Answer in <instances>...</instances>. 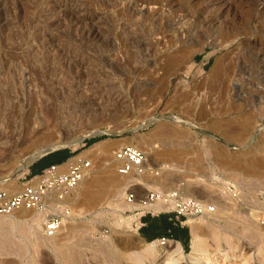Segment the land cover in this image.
Wrapping results in <instances>:
<instances>
[{"label":"rangeland","instance_id":"obj_1","mask_svg":"<svg viewBox=\"0 0 264 264\" xmlns=\"http://www.w3.org/2000/svg\"><path fill=\"white\" fill-rule=\"evenodd\" d=\"M80 1V13L69 8L56 15L36 6L37 0H0V186L12 180L20 191L32 168L18 169L38 144L68 142L64 133L70 129L59 126L65 103L56 100L55 81L64 86L62 98L73 91L84 96L83 87L91 86L105 97H125L127 105L119 120L103 127L105 134L69 149L85 156L101 142L112 145L102 158L91 159L100 169L112 149L132 141L146 152V167L155 169L138 179L121 175L123 184L110 198L98 199L103 186L93 188L95 202H77L70 192L73 216L52 237L32 211L0 216V264H164L167 246L141 237L136 205L124 200L130 182L140 183L135 188L141 192L181 184L186 195L194 190L216 206L214 214L188 222L191 240L176 256L179 264H194L192 257L218 249L235 256L233 263L264 264V16L256 12L264 0H216L206 13L200 11L205 0H169L172 6L168 0L150 6L144 2L152 0ZM229 2L237 9L226 11ZM135 4L139 15L130 10ZM216 15L209 25L206 19ZM218 61L223 75L214 78ZM248 158L260 165L240 168ZM228 182L240 201L224 191Z\"/></svg>","mask_w":264,"mask_h":264},{"label":"built area","instance_id":"obj_2","mask_svg":"<svg viewBox=\"0 0 264 264\" xmlns=\"http://www.w3.org/2000/svg\"><path fill=\"white\" fill-rule=\"evenodd\" d=\"M111 166L122 175L128 173L144 174L147 154L141 148L125 144L111 150ZM94 167L93 160L75 154L62 163L44 168L40 173L25 178L23 188L11 192L0 188V216H9L20 210L34 212L43 226V233L52 237L62 228L64 222L73 216L68 203V195L74 190ZM130 182L124 200L128 205H136L134 216L172 213L180 223L193 218L212 215L214 204L206 203L182 192L179 188L152 189L144 192L131 186ZM224 191L234 201H240V193L233 183L224 184ZM154 205L155 208L150 207ZM160 246H169L174 240L162 236L154 240Z\"/></svg>","mask_w":264,"mask_h":264},{"label":"bare ground","instance_id":"obj_3","mask_svg":"<svg viewBox=\"0 0 264 264\" xmlns=\"http://www.w3.org/2000/svg\"><path fill=\"white\" fill-rule=\"evenodd\" d=\"M36 1V0H35ZM107 1V0H106ZM109 2H111L110 0H108ZM131 1V0H129ZM169 1V0H168ZM216 0H205L203 3H202V7L200 8V11L202 12H205L207 10H209L210 8V5L215 2ZM232 1V0H231ZM230 1V2H231ZM37 2H39V5H36V6H42L41 8L44 9L45 11H48L49 13L50 12H54L55 10H57V13L61 12V10H67L70 8L69 11H80V10H85V9H82L81 8V5L83 6V2L81 3L80 1V4L78 3L79 0H37ZM136 2V1H135ZM144 2V0H143ZM175 1H173V4H174ZM228 3V5L225 7V10L226 11H232L233 9H235V7H237V3ZM256 2V1H255ZM14 3V1H13ZM36 3V2H35ZM107 3V2H105ZM104 3V4H105ZM117 3V2H116ZM130 3V2H129ZM127 3V5L129 4ZM140 3V2H139ZM146 5L150 6L149 4H153V3H157L160 5V2L157 0V1H145L144 2ZM170 5L172 6V2H170ZM227 3V2H226ZM258 3V2H257ZM260 3H262L260 1ZM163 4V3H162ZM256 4V3H255ZM264 4V2H263ZM108 5V3L106 4V6ZM139 4H135L133 5L130 10L131 12L132 11H136L137 13H133V14H138V12H141V8L138 7ZM166 5V3H165ZM164 5V6H165ZM168 5V4H167ZM261 5V4H260ZM22 6V5H21ZM86 6V5H85ZM89 6V5H88ZM143 6V5H142ZM141 6V7H142ZM257 6V4H256ZM255 6V7H256ZM264 6V5H263ZM109 7V6H108ZM114 7V6H113ZM129 7V6H128ZM200 7V6H199ZM214 7V6H213ZM262 7V6H261ZM261 7H259L258 9L256 10H253V11H256L258 12V14H262L264 16V8L262 9ZM84 8V6H83ZM85 8H88L87 6ZM90 8V7H89ZM110 8V7H109ZM148 8V7H147ZM146 8V10H147ZM166 8V7H165ZM19 9V8H18ZM39 9V8H38ZM41 9V10H42ZM92 9V8H91ZM95 9V8H94ZM113 9V8H112ZM163 9V7H162ZM161 9V10H162ZM168 9V7H167ZM171 9V8H170ZM221 9V7H220ZM237 9V8H236ZM235 9V10H236ZM100 10V9H99ZM173 10V9H172ZM18 11V10H17ZM97 11V10H95ZM143 11V10H142ZM148 11V10H147ZM147 11H143V12H147ZM164 11V9H163ZM167 11V10H166ZM171 11V10H170ZM216 11V10H215ZM14 12V11H13ZM19 12V11H18ZM44 12V11H43ZM56 12V11H55ZM54 12V13H55ZM68 12V11H67ZM85 12V11H84ZM168 12V11H167ZM185 12V11H184ZM217 12V11H216ZM221 12V10H220ZM255 12V13H256ZM53 13V14H54ZM80 13V12H79ZM152 13V12H151ZM206 13V12H205ZM254 13V14H255ZM17 14V13H16ZM52 14V13H51ZM50 14V15H51ZM56 14V13H55ZM54 14V15H55ZM61 14V13H60ZM59 14V15H60ZM199 14V13H198ZM57 15V14H56ZM86 15V14H85ZM131 15V14H130ZM139 15V14H138ZM142 15V14H141ZM144 15V14H143ZM194 15V14H193ZM192 15V16H193ZM203 14H201L202 16ZM218 15V14H217ZM216 15V19H211L209 20L210 18H212L211 16H209L208 18L209 19H206V21L208 20L209 22V25L210 24H213L215 21H217V18H219V16ZM14 16V15H13ZM21 16V15H20ZM135 16V15H134ZM151 16V15H150ZM198 16V15H197ZM196 16V17H197ZM252 16V15H251ZM258 16V15H257ZM32 17V16H31ZM51 17V16H50ZM53 17V16H52ZM130 17V16H129ZM203 17V16H202ZM253 17V16H252ZM255 17V16H254ZM261 17V16H260ZM71 18V17H70ZM146 18V17H145ZM199 18V17H198ZM262 18V17H261ZM259 18V19H261ZM264 18V17H263ZM52 19V18H50ZM62 19V18H61ZM151 19V17H150ZM185 19V18H184ZM194 19V18H193ZM201 19V18H200ZM199 19V20H200ZM253 19V18H252ZM258 19V20H259ZM13 20V19H11ZM10 20V21H11ZM15 20V19H14ZM145 20V19H144ZM195 20V19H194ZM251 20V19H250ZM3 21V20H2ZM1 21V22H2ZM35 20H33V23H34ZM37 21V19H36ZM39 21V20H38ZM37 21V22H38ZM42 21V20H41ZM53 21V24L54 23H57L58 24V21H59V18L56 17V19L52 20ZM64 21V19L62 20ZM135 21V20H134ZM139 20L137 19V22ZM154 21V19H153ZM157 21V20H156ZM190 21V20H189ZM205 21V22H206ZM5 22V20H4ZM36 22V23H37ZM85 22V21H84ZM106 22V21H105ZM181 22V21H180ZM196 22V21H195ZM207 22V23H208ZM254 22V21H253ZM257 22V21H255ZM7 24V22H5ZM11 23V22H10ZM15 23V22H14ZM40 23V22H39ZM133 23V22H132ZM160 23V22H159ZM250 23V22H249ZM56 24V25H57ZM86 24V23H84ZM135 24V23H134ZM152 24V23H151ZM191 24V23H190ZM193 24V23H192ZM204 24V23H203ZM251 24V23H250ZM254 24V23H253ZM256 24V23H255ZM254 24V25H255ZM9 25V24H8ZM36 25V24H35ZM39 26V24H37ZM35 26V27H38V26ZM52 25V24H51ZM62 25V24H61ZM136 25V24H135ZM133 26L134 28L136 26ZM154 25V24H153ZM174 25V24H172ZM195 25V24H194ZM206 25V24H205ZM258 25V24H257ZM55 26V25H54ZM98 26V25H97ZM171 26V25H170ZM196 26V25H195ZM198 26V25H197ZM201 26V24H200ZM253 26V25H252ZM34 27V26H33ZM34 27V28H35ZM51 27V26H50ZM61 27V26H60ZM123 27H126L123 25ZM206 27V26H205ZM211 27V26H210ZM255 27V26H254ZM260 27V26H259ZM40 28V26H39ZM43 29V27H41ZM40 28V29H41ZM55 27H53L54 29ZM122 28V27H121ZM128 28V27H126ZM191 28V27H190ZM194 28V27H193ZM41 29V30H42ZM179 30V28H177ZM40 30V31H41ZM45 30V29H44ZM97 30V29H96ZM122 30H125L122 28ZM152 30V29H151ZM176 30V28L174 29ZM186 30V29H185ZM2 31V30H1ZM46 31V30H45ZM58 31V30H57ZM126 31V30H125ZM133 31V29L131 30ZM137 31V30H135ZM177 31V30H176ZM175 31V32H176ZM187 31V30H186ZM195 31V30H194ZM35 32H38L39 33V30L38 31H35ZM42 32H44L42 30ZM48 32V31H46ZM130 32V30H129ZM131 33V32H130ZM138 33V31L136 32ZM232 33V32H231ZM35 34V33H33ZM43 34V33H42ZM50 34V33H49ZM124 34V33H123ZM127 34V33H126ZM135 34V33H133ZM181 34V32L179 33ZM183 34V33H182ZM188 34V32H187ZM194 34V33H192ZM40 35V34H39ZM136 35V34H135ZM178 35V34H176ZM44 36V34H43ZM46 36V35H45ZM98 36V34H97ZM134 36V35H133ZM139 36V35H138ZM137 36V37H138ZM180 36V35H178ZM184 36V35H183ZM189 36V35H188ZM192 36V35H191ZM39 37V36H38ZM131 37V36H130ZM135 37V36H134ZM140 37V36H139ZM190 37V36H189ZM46 38V37H45ZM133 38V37H132ZM191 38V37H190ZM44 39V38H43ZM42 39V40H43ZM140 39V38H139ZM187 39V37H186ZM35 40V38H34ZM47 40V39H46ZM229 40V39H228ZM228 40L227 41V45H229V42ZM233 40V39H231ZM225 41V39H224ZM234 41V40H233ZM232 41V42H233ZM216 43V42H214ZM140 44V43H139ZM34 46V45H33ZM49 47V46H48ZM53 49V48H52ZM255 49V48H254ZM51 54V53H50ZM61 54V53H59ZM62 55V54H61ZM46 57V56H45ZM54 58V57H53ZM80 64V63H79ZM68 65V64H67ZM47 69H50L51 70V67L50 66H46ZM89 69V68H88ZM141 70V69H140ZM52 71V70H51ZM85 71V70H84ZM49 72V71H48ZM212 75L214 78H218V77H221V75H223V65L218 61L213 70H212ZM160 79V78H159ZM59 80V79H58ZM55 81V80H54ZM61 81L59 82H53V89H54V92L56 95V100L59 101L60 103L61 102H64L65 104H63L61 106V110L60 111V114H58V119L61 121H59V126H60V129L63 130L64 132L67 131L68 129H70V131L68 133H64L66 139L68 140L67 143L65 144H73V145H76L74 143L76 142H79L81 141L82 139H84L85 137L87 136H93V135H102L103 133L105 134L107 132V130L103 129V127H106V126H109L110 123L114 122V121H117L121 118V111L123 108H126L127 105L125 103V97L123 96H118L116 98H110V97H105V95H102L98 93H96V91L94 92L91 91V86L90 88L89 87H83L84 88V96H81L78 94L77 91H73L72 93L70 92V95H69V98L65 99L64 97L62 98V93H63V90H64V86L60 83ZM63 83V82H62ZM87 83V82H86ZM85 83V84H86ZM159 83V82H158ZM93 84V83H92ZM87 85V84H86ZM79 86V85H78ZM77 87V86H76ZM87 88H89L90 90H88ZM149 88V87H148ZM160 89V88H159ZM66 90V89H65ZM77 90V89H76ZM69 91V90H68ZM23 92V91H22ZM158 92V90H157ZM64 94V93H63ZM69 94V93H68ZM53 95V96H54ZM68 97V96H66ZM57 106V105H56ZM72 112L74 113L72 115ZM177 121H180V120H177ZM68 127V128H66ZM262 127L258 128V134L262 132ZM235 135V134H234ZM45 144H49V145H52L50 142L48 143H45ZM44 144V145H45ZM125 145V144H132V145H135L137 147H140L139 143H136V142H132V141H124V143H122V145ZM44 145L42 146V148H39L37 151L33 152L31 154V157L27 158V161H24L22 164H21V167H20V170L18 169V171L20 172L21 170H25L26 166L35 158L37 157L40 153H41V150L44 149ZM53 146H57V145H53ZM113 148L112 145H109L106 147V145H104V143H99L87 150H85L82 154L87 156L89 159H100L103 157L105 151L109 150ZM149 154H153V150H149L147 151ZM229 160V159H227ZM227 162V161H226ZM229 163V162H228ZM106 166L105 168H100V169H95L94 167L92 168L91 172L83 179V181L74 189L72 190L73 191V195H72V198H74L77 202H95V196H93L92 191H93V188L95 186H103L102 189L100 190L99 192V197L98 199L105 195V194H108L109 195V198L110 196H114L117 194L120 186L123 184V178H125V176H121L122 174H119L116 170V172L118 173H115L113 171V169L110 167L111 166V161H106ZM230 164H233V163H230ZM260 163L258 160H253L252 158H248L246 160H244V162L240 165V168L244 169V170H252L253 168H255L256 166H259ZM151 169H155L153 167H146V170L149 171ZM130 174V173H128ZM126 175V174H125ZM135 175H138V177L136 179H138L139 177H141V174H135ZM12 181V180H11ZM10 181V182H11ZM10 182L9 183H6L5 187L3 186L2 189H5V190H8V191H11V192H17L15 190V188H12V186L10 185ZM155 182V181H154ZM140 183H132L131 186L135 187L136 185H139ZM178 185V184H177ZM175 188H179V189H182L184 191V187H181V184L179 186H177ZM189 186V185H188ZM187 186V187H188ZM2 186H0L1 188ZM186 187V188H187ZM189 190H191L190 188H188ZM71 191V192H72ZM185 192V191H184ZM187 192V191H186ZM187 195L188 196H191V197H195V198H200L201 200V195H198L196 193V191H188L187 192ZM69 199V197H68ZM154 205H150V207H153ZM154 209L156 210H159L160 208H155L153 207ZM78 214H83L85 212V210H83V208H80V209H77L76 210ZM18 212H22V216H25V215H29V210H20ZM247 214V213H246ZM248 215V214H247ZM190 222V221H189ZM62 229V228H61ZM60 229V230H61ZM59 230V231H60ZM172 247V246H170ZM167 246V249H166V252H169L167 253L166 255H164V259H165V263L164 264H179L178 262V259L176 258V256L180 255V253H182V248L180 246V244H177L175 247L173 245V248H169ZM223 250V249H222ZM221 250L218 249L216 251H212L210 253H207L205 254V256L203 257H192L193 261H194V264H232L233 261H235V256H231L230 254H221L220 253ZM226 252V251H225ZM146 254H147V251H146ZM149 254V253H148ZM151 254V253H150ZM193 256V255H191ZM158 260V259H157ZM236 262V261H235ZM233 264H240V263H233ZM241 264H245V263H241Z\"/></svg>","mask_w":264,"mask_h":264},{"label":"crops","instance_id":"obj_4","mask_svg":"<svg viewBox=\"0 0 264 264\" xmlns=\"http://www.w3.org/2000/svg\"><path fill=\"white\" fill-rule=\"evenodd\" d=\"M58 157V155H55L51 160H56ZM47 166L48 165H45L41 159L36 161L31 165L32 174L40 173ZM136 221L139 233L146 241H154L159 237L166 236L174 240V242H177V244H180L181 247H184L185 249H187L190 244L191 234L188 222L180 223L174 214H148L141 218L136 217Z\"/></svg>","mask_w":264,"mask_h":264},{"label":"trees","instance_id":"obj_5","mask_svg":"<svg viewBox=\"0 0 264 264\" xmlns=\"http://www.w3.org/2000/svg\"><path fill=\"white\" fill-rule=\"evenodd\" d=\"M103 138H106V136H103V137H96V138H92V139H89L87 140V142L89 143H93L97 140H100V139H103ZM76 151L77 150H71L69 148H66V149H62V150H59V151H56V152H53L45 157H43L41 159V161H43L45 163V165H51V164H55V163H61V162H64L65 160H67L68 158H70L71 156L75 155L76 154ZM59 156L58 159H52L53 156ZM32 175H35V174H32ZM172 214V213H171ZM144 217V216H143Z\"/></svg>","mask_w":264,"mask_h":264},{"label":"water","instance_id":"obj_6","mask_svg":"<svg viewBox=\"0 0 264 264\" xmlns=\"http://www.w3.org/2000/svg\"><path fill=\"white\" fill-rule=\"evenodd\" d=\"M84 139H85V138H84ZM84 139H82L81 141L76 142V143H74V144H79V143L82 142ZM71 145H73V144H64V145H57V146H53V145H49V144H45V145H44V149L41 150V153H40L37 157H35V158H34V159H33V160H32V161L26 166V168H27V167H30L32 164H34L36 161L42 159L43 157H45V156H47V155H49V154H51V153H53V152H56V151H59V150H62V149H66V148H68V147L71 146ZM39 148H42V147H40L39 144H38V148H37L36 150H33V151L31 152V154H32L33 152L37 151ZM31 154H29V155L27 156V158L31 157ZM18 172H19V171H18Z\"/></svg>","mask_w":264,"mask_h":264}]
</instances>
